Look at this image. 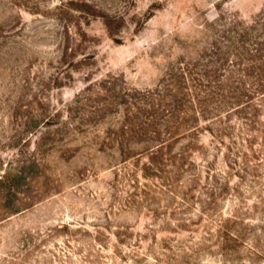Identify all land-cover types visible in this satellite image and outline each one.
<instances>
[{
    "label": "rangeland",
    "instance_id": "rangeland-1",
    "mask_svg": "<svg viewBox=\"0 0 264 264\" xmlns=\"http://www.w3.org/2000/svg\"><path fill=\"white\" fill-rule=\"evenodd\" d=\"M0 264H264V0H0Z\"/></svg>",
    "mask_w": 264,
    "mask_h": 264
}]
</instances>
